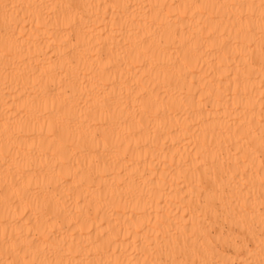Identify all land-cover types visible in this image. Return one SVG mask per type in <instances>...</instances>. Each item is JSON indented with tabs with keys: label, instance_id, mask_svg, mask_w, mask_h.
I'll return each mask as SVG.
<instances>
[{
	"label": "bare ground",
	"instance_id": "6f19581e",
	"mask_svg": "<svg viewBox=\"0 0 264 264\" xmlns=\"http://www.w3.org/2000/svg\"><path fill=\"white\" fill-rule=\"evenodd\" d=\"M0 264H264V0H0Z\"/></svg>",
	"mask_w": 264,
	"mask_h": 264
}]
</instances>
